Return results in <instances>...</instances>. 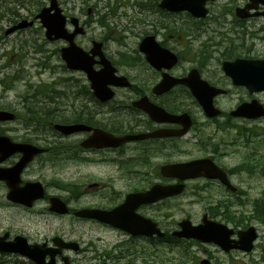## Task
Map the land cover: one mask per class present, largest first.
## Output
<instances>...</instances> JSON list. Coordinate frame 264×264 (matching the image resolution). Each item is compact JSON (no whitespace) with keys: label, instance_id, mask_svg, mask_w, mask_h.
I'll list each match as a JSON object with an SVG mask.
<instances>
[{"label":"flooded vegetation","instance_id":"1","mask_svg":"<svg viewBox=\"0 0 264 264\" xmlns=\"http://www.w3.org/2000/svg\"><path fill=\"white\" fill-rule=\"evenodd\" d=\"M251 1L252 0H226L224 3H226L227 6H230V10L225 9L222 12H211L210 18L201 21L195 20L187 13L149 12L146 14L148 17H146L144 21H142L141 15L139 20L140 33L138 37V47L136 49L127 47L122 53L108 47L113 40H107L106 38L102 39L101 42L104 44L106 56L118 69L119 74L128 78L131 86L128 89L116 90V95L119 96V100L123 103L119 107L114 108L115 110L72 112L75 117L71 119V123L86 124L92 129L90 132L64 137L53 129L54 124L50 119H48L43 125H36L34 122L33 111H2L8 112L13 115L14 118L7 121H0L1 206L6 204V206L28 213L34 210L35 206L28 208L24 204L20 205L10 202L8 200V195L12 187H15L17 190H24L28 186L36 184H42L45 189L48 187L47 185H44L42 176L36 178L38 177L36 176V173L39 170H43L37 166L40 159H44L45 163L53 162L61 164L62 167H66L67 164H75L78 165L77 168H82L83 166L88 167V165L98 163L104 165H111L112 163L117 164L118 170L116 172L101 174L105 176L103 178L106 179V181H94L85 185V188L76 184V179H74V177L70 179L71 181L69 182V185L57 184L54 180L53 183L51 182L54 187L60 188L65 193L69 194V197L60 196L71 208L70 213L67 216L74 218L76 221L90 223L96 227L105 229L106 231L109 230L112 233H117L122 237L108 248L98 250L93 244V240L83 241L79 233L76 240H74L79 244L78 251H64V253L57 258V264H121L123 260H126L127 258L131 260L132 257L137 256L142 252L137 249L141 248L139 245H141L142 242L149 245L157 244V246H163L172 252L173 257H171V259H166L162 264H236L238 261L236 260L237 257L244 256V258H249L255 253L258 248L257 244L254 245V250L252 252L247 253L239 249L225 252L214 244H207L194 239L179 238L177 234L180 231V223L184 219H189L194 224L199 225L202 223L205 216H207L209 220L224 223L232 228L234 234L231 239L234 241L239 240V231L247 229V227L242 228V225H239L237 219L234 222H226V220L221 219L225 217V210L227 207L220 204L214 205L218 208L217 211L214 209V206L208 207L206 212L201 215L202 218L199 221H195L189 214H185L184 218L179 220L177 218L178 208L172 209L170 213L168 211L163 212V206H168L169 202L174 203L179 201L182 196L174 197L163 203L161 202L144 206H139L134 200H132L133 202L129 204L128 209H126V216L133 222H137L138 217L142 218V216L152 220L156 224L158 230L163 234L162 237L157 235L152 237L133 236L109 224L100 223L96 220L78 219L74 216L76 210L84 208L113 211L124 203L126 204L127 199L131 196L142 194V192L151 189L153 184L160 182V180L148 183L142 181V175H144V173H142V162L144 159L146 157L162 155L166 152V155L173 157L175 153H178L179 140H185L191 134L190 132L182 138L170 137L135 140L118 148L98 149L85 147V141L96 129L103 130L118 138L125 136L149 135L163 130H166L164 132L179 131L181 128L179 124L167 123L159 120L166 118L163 112L170 116L188 114L191 116L195 127L196 122L194 121L193 111H202L199 107L195 108L194 96L185 86H176L173 90L163 95H156L154 93L155 88L162 80L164 72L156 71L148 64L146 54L142 53V50H140V44H142V41L149 36H153L162 47L169 49L179 57L180 64L181 60H187V67L189 69H185L183 66L180 67L179 64L170 71V75L178 79L187 77L188 73L193 70L194 62L191 54L194 53L196 48L208 49L210 51V59L211 57H214L216 53L220 52L222 64L237 59H264V56H259L258 53V45L261 44L264 46V18L257 15L246 19H239L235 14L236 8H246L250 5ZM59 4L65 16L68 18L67 27L71 29L70 19L73 15H68L73 11L65 6L62 1H59ZM19 7L18 10L16 9L14 11L15 18L13 20L9 19L5 24H2L4 18L2 16L0 17V26L2 25L0 27V45H2L3 42H10L11 39L22 38V35L24 34L23 32H25L22 30L15 34L7 35L6 31L8 29L23 20L34 21L33 2L28 1L26 5L23 4ZM73 9L75 10L76 7ZM2 10L3 6L0 1V14L2 13ZM263 10L264 8L260 7L259 12H262ZM87 11L88 14L92 13L94 15L90 23L86 22L88 18L85 20L80 17L78 18L81 21V24L88 29V25L93 26V23H97L95 19L97 13L96 9L94 11L92 8ZM259 12H250V15ZM142 22H144V24H142ZM142 25L145 26L143 33ZM3 28L5 29L4 32ZM210 34L219 35L217 43L209 37L205 38V36H209ZM20 41H22L21 44L23 46V39ZM54 43V46L59 51H61L62 47L67 46L66 42ZM210 59L208 62H211ZM96 68L99 69L100 67L96 66ZM123 68H130L133 71H136L139 68L138 74H124L122 72ZM205 72L206 71H204V73L201 72V74L202 77L206 79L207 76L205 75ZM214 76H216V74ZM218 87L225 88L226 85L220 83L218 84ZM238 89L243 90L246 95L245 97L242 96L239 98L240 100L237 103V106L254 99L247 89ZM226 90L227 94L224 95V97L231 94L230 89ZM142 98H148L150 103L165 111H152L155 115L152 117L149 111H143L132 107L134 102L142 100ZM233 110L234 108H230L225 111L232 112ZM63 112L65 111H62V114ZM230 112L223 114L224 121L227 120L226 116L227 114H230ZM232 123L233 122H224L223 124L215 125L216 132L207 135L204 142L198 140L197 143L201 144L203 151L206 153H203L206 156L205 158L212 159L218 167L226 171L230 182L234 184V181L237 180L245 170L250 169L241 163L235 164L234 166H225L224 161L226 158L236 155L237 152H230L229 154L226 152L220 153V148L217 147L214 144L215 142L211 139L213 138L217 141L216 138L219 137L220 132H232L233 130H236L232 143L234 144V148L241 145L237 144L238 140L243 137L239 129L241 123L236 122L233 123V125ZM39 130L48 131L46 134H41L38 132ZM238 132L241 133L240 136L238 135ZM18 145L36 146L44 149L45 153L37 156L19 173L23 153L18 152ZM220 147L222 150L225 148V146ZM252 153L254 152H250L249 155ZM248 161L250 165L255 162L254 160ZM170 162L178 163L180 161L175 158L174 160H169L167 163ZM205 182L216 184L227 193L234 194L218 181ZM169 183H172V180L166 182V184ZM242 193V190L238 188L237 195ZM87 197H92L96 199V201L88 205H82L81 202ZM131 208L133 209L132 213L130 211ZM46 210L50 213L49 206ZM4 235H8L5 240L6 243L15 241L19 236L25 237L24 234L13 233L12 230L1 233L0 239ZM67 238L68 237H65L64 239L69 240ZM29 242L32 244L48 243L49 245H52V238L47 237L42 241L29 240ZM0 255L2 256L3 254L0 253ZM64 256L68 257V261L63 260ZM128 262L133 264V261ZM140 264H143L142 261Z\"/></svg>","mask_w":264,"mask_h":264},{"label":"rangeland","instance_id":"2","mask_svg":"<svg viewBox=\"0 0 264 264\" xmlns=\"http://www.w3.org/2000/svg\"><path fill=\"white\" fill-rule=\"evenodd\" d=\"M4 7L11 6L13 0H2ZM65 2V6L70 8L77 7L76 11L73 10L74 15H77L81 19L86 18L87 12H82L79 8L82 5L85 6V11L91 8L90 4L97 3L102 12H109L114 9L117 19L112 20L113 25L111 30L113 35L118 36L116 43L111 45V49H121L124 47H134L138 43L139 19L142 15V21L145 20L146 14L158 10L155 0H61ZM226 0L217 1L215 6L212 7V12L230 10V6L224 3ZM224 3V4H223ZM148 5V6H146ZM223 6V7H222ZM75 11V12H74ZM24 13V12H23ZM92 15V14H90ZM98 18V13H97ZM90 16L88 17V19ZM148 19V18H147ZM100 24V23H99ZM144 24V22H142ZM130 27H133L134 31H130ZM145 26L142 25V33ZM120 32L129 35L128 39L124 40L120 36ZM104 36L103 29L97 24L93 23V26L88 28L87 34L80 38V42L83 45L88 44L92 39H101ZM229 37V36H228ZM206 38V36H205ZM22 41L11 39L8 44L0 48V81L3 80V84H0V107L4 109H12L17 111H27L30 107L28 104H24V97H35L34 104H38L45 107V113L50 114L39 116L42 118V122H46L45 118L51 117L58 120L57 116L62 115L70 117L73 111H78L85 105L86 111H109L102 110L100 107H96L95 104L87 103L82 98H78L77 85L88 86L86 78L81 73H73L68 70H64L62 67V61L56 53V48L53 45H48L44 38V34L38 25L28 31L23 36ZM233 39V38H231ZM90 44V43H89ZM229 46V45H228ZM124 51V50H123ZM259 56H264V46L258 45ZM197 53L194 52L193 62L197 61L201 66H206L204 61L199 58L196 59ZM215 59L220 57V52L214 55ZM215 60L212 62L214 64ZM211 64L205 75L217 82L219 76V65L215 66ZM186 66V64L184 65ZM187 67V66H186ZM124 74H138L136 71L130 68H123ZM217 74V79L214 76ZM13 77V81L8 79ZM15 77V78H14ZM225 82V80H222ZM226 87L231 90V94L220 100L221 108H233L235 104L239 102L240 97H245V92L241 89L234 88L230 83L226 84ZM38 93V96H37ZM88 100L89 94L84 95ZM256 99L264 103V93L256 94ZM32 104V102H30ZM42 108V107H40ZM37 109V108H36ZM196 125L190 137L180 141L178 153H175L173 157L166 155H156L152 157H146L142 162V181L145 183L159 181L160 166L167 163L169 160L177 158L179 161H189L196 158L203 157V148L197 145V141L200 138H205L207 135L216 132L215 125L223 124V121L210 123L199 111H196ZM233 125V123H232ZM243 137L238 140V145L234 148L232 143L236 130L232 132L222 131L217 137V141L211 138L214 144L219 147L220 153L223 152L220 146H225L226 153L237 152L236 155L229 156L224 161L225 166H234L241 163L246 165L250 170L245 172L235 180V184L242 190L243 194L232 195L227 193L224 189L220 188L216 184H208L205 181H198L189 183V189L185 195L177 202H169L168 206H163V212H171L172 209L178 208L177 218L182 220L185 214H189L195 221H199L202 218V214L205 213L208 207L214 205H224L230 212L226 215L237 214L240 219L246 220V225L256 226L259 233V239L257 241V250L249 258L244 256L237 257L236 264H264V222L261 220H255L253 217L256 212L264 213V159L261 163V158L264 156V136L258 135L259 132H264V120L258 121L255 124L241 123L239 128ZM238 132V135H241ZM219 143V145H218ZM250 152H254L249 155ZM258 155V156H255ZM259 155H261L259 157ZM250 158V159H249ZM112 159V158H110ZM248 160H254L251 165ZM145 165V166H143ZM37 166L42 171L36 173V178L42 176L44 185H47L48 195H59L62 197H69L68 193H65L62 189L53 186V180L57 184L69 185L70 179L74 177L75 183L85 188L87 184L94 181L106 180L101 175L102 173L116 172L117 164L104 165L101 163L88 165V167H79L74 165H66L62 167L61 164L53 162H44V159H40ZM137 170V169H136ZM151 173V175H150ZM81 174V175H78ZM64 179V180H62ZM52 182V183H51ZM49 184V185H48ZM144 185V184H143ZM75 188V187H74ZM74 190V189H73ZM80 190V189H79ZM195 192H201L195 196ZM94 197V196H93ZM96 199L92 197L84 198L81 202L82 205H88L94 203ZM5 204V202H4ZM48 207L46 202H38L32 212H23L19 209L0 205V234L6 231L12 230L13 233L24 234L30 241H42L44 238H53L54 236L68 237L69 240H76L80 233V237L83 241H92L98 250L108 248L114 244L117 240L121 239V235L112 233L109 230L106 231L100 227H96L90 223H83L76 221L71 217H60L47 212ZM174 207V208H173ZM217 211L218 208L214 206ZM221 212V211H220ZM226 217L222 218L225 220ZM139 247H146L148 250L146 254H138L132 257L131 260L127 258L123 260L121 264H126L128 261H133V264H140L142 261H146L147 264H162L160 256L164 255L165 260L173 257L172 252L167 250L163 246H155L158 251L157 255L152 258H145L153 248V246L147 243H141ZM158 247V248H157ZM137 254V253H135ZM150 256V255H148ZM243 257V258H242ZM0 264H32L26 258L20 256H1ZM145 264V263H143Z\"/></svg>","mask_w":264,"mask_h":264},{"label":"water","instance_id":"3","mask_svg":"<svg viewBox=\"0 0 264 264\" xmlns=\"http://www.w3.org/2000/svg\"><path fill=\"white\" fill-rule=\"evenodd\" d=\"M206 0H167L165 2V7L172 9V10H190L191 12H195L197 15L204 16L205 11L202 9L201 4L205 2ZM258 3L261 2L264 4V0H256ZM55 10V14H49ZM38 19H41L43 25L47 29V37L50 40L54 39H64L70 42V46L63 50L62 57L67 63V67L71 70H80L87 74V77L91 83V89L93 90L95 96L98 98L101 102H107L111 100L114 96L113 92L110 91L109 85L114 84L113 80L111 78H114V69L111 67V64L106 60L104 57L101 48V44H94V48L91 51V54L84 51L82 48L78 47L73 43L75 35L78 33L83 32L82 29L77 30L74 34L69 35L68 32L65 29V18L61 15V10L58 8V4L56 0H53L51 2V7L44 9L41 14L38 16ZM29 24H21L18 27L10 30V32H13L20 28H25ZM53 38V39H52ZM146 52L149 54V60L150 62L155 66V56L151 49H146ZM98 55L101 57V63L103 66H105V69H103L100 72H97L94 70V57ZM242 69L243 71L248 70L249 74H252L249 76L248 80L246 82L241 81L243 76H240L241 73L239 70ZM229 74L234 78L235 84L237 85H247L251 91H261L264 90V62H258L255 64L254 68L251 71V66H242V67H234L229 69ZM195 94L201 101L202 105L204 106L208 116L214 117L219 114L218 111H215L212 105V98L216 93H203L201 90L195 88ZM143 104V103H142ZM251 108V106H243L241 108ZM256 108V106H254ZM259 110H261L260 106L258 105ZM144 109L147 111H156V109L153 106H145ZM234 116H242V117H251L256 118L264 115V111H237L233 113ZM180 123H185L187 126H190L189 123L187 124L185 121H178ZM56 129L65 133V134H71L73 132H77L80 130H84L85 127L82 125H74V126H56ZM185 133V131L183 132ZM182 133V134H183ZM130 139H115L105 133L97 132L95 136L91 138V144L93 146H97V142L99 144H102L104 146H119L124 143H126ZM27 151L25 153V159L22 166H24L27 162L32 160V158L42 153V150H38L35 148H32L30 146H26ZM202 162H195L188 166H169L164 167L162 172L165 176H173L178 175L182 179L186 178L187 174H192V176H196L198 171L203 170ZM204 176L208 178H220L221 181L226 184L228 187H231L230 183L226 179V175L221 170H209L205 172ZM31 193L29 195V202L39 199L43 197V191L40 185L34 186V188L30 189ZM184 190V186H169V187H160L157 186L155 189H153L151 192L143 195L142 194V204L147 202H154L156 200L164 199L166 197L174 196L175 194L181 193ZM10 198L15 201H22L25 203L27 200L24 196H13L10 195ZM53 207L52 210L59 212V213H66L68 212L65 208L64 204L60 203L58 200L52 201ZM124 207H122L120 210H123ZM77 216L81 217H88V218H96L99 220H102L103 222H112L113 225L127 230L128 232H131L132 234L137 233L138 229L142 228V234L145 235H152L153 231H150V226L148 223H145L142 221V226L139 224H131L127 219L121 220L119 223H114L113 219L111 220L108 218L105 213L100 211H80L76 213ZM113 214H111L112 216ZM183 225V231L178 234L179 237H194L197 239H202L204 241H214L217 244H219L222 247H225L228 243V239L224 237H220L222 234V229L224 228L222 225H216L213 228L200 230V228H192L189 222H186ZM221 228V229H220ZM229 233L227 234V236ZM256 236L254 235L253 230H251L249 233L245 234L244 238L241 239V244L243 245V249L250 250L251 243L253 240H255ZM60 240H55V243L58 246H61ZM68 248H73V244H66ZM250 246V247H248ZM32 247L28 245L27 241L24 239H19L18 243L15 247L7 246L6 249L9 252H18L22 255H27L30 258H32L35 262L39 264H44L45 262V251H42L39 249V247H35L34 249H31ZM56 255V252L52 254V258L54 259ZM50 264H54V261Z\"/></svg>","mask_w":264,"mask_h":264},{"label":"trees","instance_id":"4","mask_svg":"<svg viewBox=\"0 0 264 264\" xmlns=\"http://www.w3.org/2000/svg\"><path fill=\"white\" fill-rule=\"evenodd\" d=\"M44 4H43V0H35V10L36 11H39V9L43 6ZM10 80H12L13 81V79L12 78H10V79H8V81H10ZM2 83H3V80H2ZM85 93V92H84ZM37 96H38V93H37ZM39 97V96H38ZM35 99V97H24V103L25 104H28L30 107H33V108H27V110H29V111H34V118H35V121L36 120H38L39 118V116H42V115H47L48 116V114H50V112H52V111H50L48 114L47 113H45L44 111L46 110L45 109V107L43 106V105H40L41 104V102H39L37 105L36 104H34V102H33V100ZM30 102H32V104H30ZM40 107H42V108H40ZM37 108V109H36ZM78 111H86V108H85V105H82V108L80 109V110H78ZM62 118L63 116L62 115H60L59 114V116H57V118ZM50 118V120H55V119H52L51 117H49ZM65 123H68V121H65Z\"/></svg>","mask_w":264,"mask_h":264},{"label":"bare ground","instance_id":"5","mask_svg":"<svg viewBox=\"0 0 264 264\" xmlns=\"http://www.w3.org/2000/svg\"><path fill=\"white\" fill-rule=\"evenodd\" d=\"M47 131H48V130H39L38 132L41 133V134H46ZM123 138H125V137H123ZM125 139H126V138H125Z\"/></svg>","mask_w":264,"mask_h":264}]
</instances>
